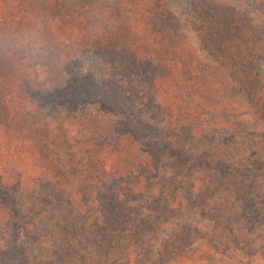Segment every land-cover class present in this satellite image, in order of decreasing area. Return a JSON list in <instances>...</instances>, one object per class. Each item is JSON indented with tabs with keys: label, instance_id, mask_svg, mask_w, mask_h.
Returning <instances> with one entry per match:
<instances>
[{
	"label": "trees",
	"instance_id": "16d2710c",
	"mask_svg": "<svg viewBox=\"0 0 264 264\" xmlns=\"http://www.w3.org/2000/svg\"><path fill=\"white\" fill-rule=\"evenodd\" d=\"M0 264H264V0H0Z\"/></svg>",
	"mask_w": 264,
	"mask_h": 264
},
{
	"label": "rangeland",
	"instance_id": "374dc122",
	"mask_svg": "<svg viewBox=\"0 0 264 264\" xmlns=\"http://www.w3.org/2000/svg\"><path fill=\"white\" fill-rule=\"evenodd\" d=\"M205 69L207 70L208 68L206 67ZM206 70H204V71H206ZM214 77L217 79L216 80L217 83L219 82L218 83L219 86L224 85V88H227L224 91H227L228 92V96L229 97L231 96L230 99H231V101H234L235 102L236 107L238 109L242 110V111H245L246 108H245V106H244V104H243V102H242L239 94L237 93V90L235 88L234 89L231 88L229 90V86L230 85L223 80L222 74L216 73V74H214Z\"/></svg>",
	"mask_w": 264,
	"mask_h": 264
}]
</instances>
